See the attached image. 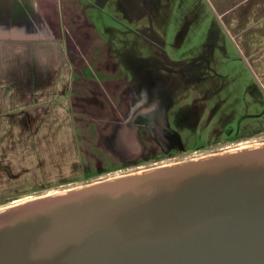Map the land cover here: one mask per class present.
Masks as SVG:
<instances>
[{
	"label": "crops",
	"instance_id": "0c3cea01",
	"mask_svg": "<svg viewBox=\"0 0 264 264\" xmlns=\"http://www.w3.org/2000/svg\"><path fill=\"white\" fill-rule=\"evenodd\" d=\"M228 61L264 91V0H0V129L14 132L0 143L28 145L12 149L9 166L36 174L39 159L46 174L82 175L94 158L86 145L116 148L122 135V148L138 130L162 147L175 134L149 97L220 84ZM118 88L127 114L102 115L87 140L86 105L117 112Z\"/></svg>",
	"mask_w": 264,
	"mask_h": 264
},
{
	"label": "water",
	"instance_id": "95a60500",
	"mask_svg": "<svg viewBox=\"0 0 264 264\" xmlns=\"http://www.w3.org/2000/svg\"><path fill=\"white\" fill-rule=\"evenodd\" d=\"M0 264H264V165L0 227Z\"/></svg>",
	"mask_w": 264,
	"mask_h": 264
},
{
	"label": "rangeland",
	"instance_id": "374dc122",
	"mask_svg": "<svg viewBox=\"0 0 264 264\" xmlns=\"http://www.w3.org/2000/svg\"><path fill=\"white\" fill-rule=\"evenodd\" d=\"M231 57L230 52L229 59ZM120 66L124 72V65ZM224 66L230 73L227 79L221 80L220 84L218 81H213V84L208 82L206 86H197L195 89L197 91H163L159 96L149 97L163 104L162 114L167 122L166 126L175 134V137H166L162 147L152 144L145 138L143 130H138L140 134L138 140L135 136L133 139L128 137L124 139L122 148H120L121 133L118 143L110 145L116 148L108 147L110 142L105 141H98L97 148H94L95 143H89L86 145L87 153L92 154L94 158L87 162L88 169L82 175L67 176L66 173L60 175L54 172L46 174L45 172L49 170L44 169L45 163L39 159L36 160L38 165L36 174H33L32 169L31 171L27 168L11 169L9 164L12 162V149L20 150L19 147H22L26 152L28 145L19 143L16 145L10 141L1 142L0 209L25 198H36L67 187L80 186L81 183L84 185L90 181L100 180L108 176H98L102 173L143 164L153 157L181 156L192 151L208 150L218 144L237 142L264 134V91L260 85L259 90L254 84L256 80L247 65L244 64L241 68L240 65L228 61ZM124 92L126 91H121L119 88L115 91V105L117 108L121 106L117 112L112 109L103 111L106 105L102 101L96 105L88 102L85 118H81L83 126L80 128L81 133L85 132L87 140L91 138L93 140L97 136L96 124L98 120H103L102 115L111 119L115 114L117 121L120 122L127 114L126 110L130 102L129 96ZM86 97L92 101L94 96L87 92ZM97 107L100 109L98 110ZM4 133L9 136L14 135L12 128L0 129V135ZM158 158L153 162H159ZM153 162L146 164V167ZM62 176L64 178L60 180L59 177Z\"/></svg>",
	"mask_w": 264,
	"mask_h": 264
},
{
	"label": "bare ground",
	"instance_id": "6f19581e",
	"mask_svg": "<svg viewBox=\"0 0 264 264\" xmlns=\"http://www.w3.org/2000/svg\"><path fill=\"white\" fill-rule=\"evenodd\" d=\"M222 154L186 162H174L130 174H115L82 186L67 188L40 197L25 198L0 209V227L12 225L62 209L104 198L131 193L209 173L264 165V141L241 144Z\"/></svg>",
	"mask_w": 264,
	"mask_h": 264
},
{
	"label": "flooded vegetation",
	"instance_id": "af4514ba",
	"mask_svg": "<svg viewBox=\"0 0 264 264\" xmlns=\"http://www.w3.org/2000/svg\"><path fill=\"white\" fill-rule=\"evenodd\" d=\"M254 141H264V134H260L258 136H254V137L238 140L237 142L231 141V142H227V143H224V144H218L215 147L210 148L208 150L192 151L190 153L183 154L181 156L168 155V156L159 157V158L158 157H153L149 161H147L146 163L138 164V165H135L133 167H127L125 169L116 170L115 172H117V171H119V172L118 173H114V174H110L108 176L115 175V174H120V173L122 175L130 174V173L136 172V170H137V172L138 171H142V170H147L149 168H154V167H157V166H161L162 164L165 165V164L174 163V162H180V161L181 162H186V161L188 162V161H191V160H194V159H200L201 157H205V156H208V155L222 154V153H226V152H229L231 150H234L237 147H241V146H239L241 144H250L251 142H254ZM157 158L160 159V161L159 162H153ZM150 162H153V163L150 166L146 167L147 166L146 164H148ZM121 171H125V172H121ZM104 178H106V177H104ZM104 178H100V180L104 179ZM91 182L92 181L87 182L85 184H89ZM93 182H95V181H93ZM80 186H82V183L80 184ZM75 187H77V186H75ZM67 188H71V187H67Z\"/></svg>",
	"mask_w": 264,
	"mask_h": 264
}]
</instances>
